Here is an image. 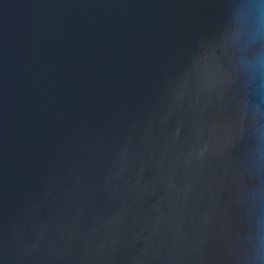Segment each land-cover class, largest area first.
Returning <instances> with one entry per match:
<instances>
[{
  "label": "water",
  "instance_id": "1",
  "mask_svg": "<svg viewBox=\"0 0 264 264\" xmlns=\"http://www.w3.org/2000/svg\"><path fill=\"white\" fill-rule=\"evenodd\" d=\"M264 0H0V264H264Z\"/></svg>",
  "mask_w": 264,
  "mask_h": 264
},
{
  "label": "clouds",
  "instance_id": "2",
  "mask_svg": "<svg viewBox=\"0 0 264 264\" xmlns=\"http://www.w3.org/2000/svg\"><path fill=\"white\" fill-rule=\"evenodd\" d=\"M254 70L257 72L264 71V57H257L253 61Z\"/></svg>",
  "mask_w": 264,
  "mask_h": 264
}]
</instances>
